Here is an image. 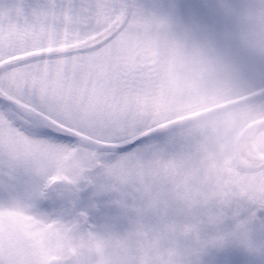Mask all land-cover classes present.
<instances>
[{
	"label": "snow or ice",
	"instance_id": "snow-or-ice-1",
	"mask_svg": "<svg viewBox=\"0 0 264 264\" xmlns=\"http://www.w3.org/2000/svg\"><path fill=\"white\" fill-rule=\"evenodd\" d=\"M166 27L136 0H0V264L264 258V166L155 107Z\"/></svg>",
	"mask_w": 264,
	"mask_h": 264
},
{
	"label": "clouds",
	"instance_id": "clouds-1",
	"mask_svg": "<svg viewBox=\"0 0 264 264\" xmlns=\"http://www.w3.org/2000/svg\"><path fill=\"white\" fill-rule=\"evenodd\" d=\"M234 46L173 33L156 55L155 107L182 122L217 162L264 166V115L246 101L245 55L264 58V0H247Z\"/></svg>",
	"mask_w": 264,
	"mask_h": 264
},
{
	"label": "flooded vegetation",
	"instance_id": "flooded-vegetation-1",
	"mask_svg": "<svg viewBox=\"0 0 264 264\" xmlns=\"http://www.w3.org/2000/svg\"><path fill=\"white\" fill-rule=\"evenodd\" d=\"M196 9L206 17L205 38H211L222 45L234 46L235 36L240 28L239 15L247 4V0H189ZM145 12L150 10L136 0ZM247 66L246 87L254 93L264 90V58L245 55ZM264 104V99L252 102ZM179 130L170 129L153 133L156 138L153 143L162 144Z\"/></svg>",
	"mask_w": 264,
	"mask_h": 264
},
{
	"label": "water",
	"instance_id": "water-1",
	"mask_svg": "<svg viewBox=\"0 0 264 264\" xmlns=\"http://www.w3.org/2000/svg\"><path fill=\"white\" fill-rule=\"evenodd\" d=\"M152 15L164 19L173 33L204 38V21L187 0H142Z\"/></svg>",
	"mask_w": 264,
	"mask_h": 264
},
{
	"label": "rangeland",
	"instance_id": "rangeland-1",
	"mask_svg": "<svg viewBox=\"0 0 264 264\" xmlns=\"http://www.w3.org/2000/svg\"><path fill=\"white\" fill-rule=\"evenodd\" d=\"M243 211L240 217L243 218ZM259 220H264V215L258 217L257 226L253 227L257 241L264 240V227H261ZM233 224L231 219L224 222L225 229ZM199 264H264V258L242 250L238 245H225L223 248H209L199 258Z\"/></svg>",
	"mask_w": 264,
	"mask_h": 264
}]
</instances>
